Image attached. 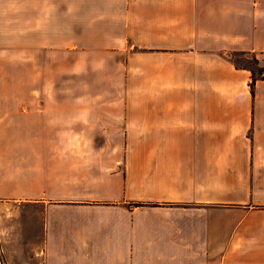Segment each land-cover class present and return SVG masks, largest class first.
I'll use <instances>...</instances> for the list:
<instances>
[{"label":"crops","instance_id":"0c3cea01","mask_svg":"<svg viewBox=\"0 0 264 264\" xmlns=\"http://www.w3.org/2000/svg\"><path fill=\"white\" fill-rule=\"evenodd\" d=\"M264 0H0V264H264Z\"/></svg>","mask_w":264,"mask_h":264},{"label":"trees","instance_id":"16d2710c","mask_svg":"<svg viewBox=\"0 0 264 264\" xmlns=\"http://www.w3.org/2000/svg\"><path fill=\"white\" fill-rule=\"evenodd\" d=\"M239 55H242V53H239ZM251 60H252L253 64L255 65V67L252 64H247V65L239 64V63H237V61H236V64L241 66V67L248 68L251 70L252 80L250 82V87H251V92L253 94L254 93V83H255L256 79H258V78L264 79V67L259 65V60L256 58V56H254V55L251 56Z\"/></svg>","mask_w":264,"mask_h":264},{"label":"rangeland","instance_id":"374dc122","mask_svg":"<svg viewBox=\"0 0 264 264\" xmlns=\"http://www.w3.org/2000/svg\"><path fill=\"white\" fill-rule=\"evenodd\" d=\"M251 56L252 55H239V54H235V55H233V58L239 64H244V65L252 64V65H254L253 62H252V60H251ZM254 67H255V65H254Z\"/></svg>","mask_w":264,"mask_h":264}]
</instances>
